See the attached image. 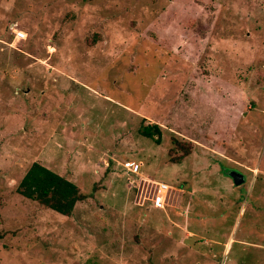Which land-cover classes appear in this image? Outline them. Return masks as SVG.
I'll return each instance as SVG.
<instances>
[{"label": "rangeland", "instance_id": "obj_1", "mask_svg": "<svg viewBox=\"0 0 264 264\" xmlns=\"http://www.w3.org/2000/svg\"><path fill=\"white\" fill-rule=\"evenodd\" d=\"M0 264H264V0H0Z\"/></svg>", "mask_w": 264, "mask_h": 264}, {"label": "trees", "instance_id": "obj_2", "mask_svg": "<svg viewBox=\"0 0 264 264\" xmlns=\"http://www.w3.org/2000/svg\"><path fill=\"white\" fill-rule=\"evenodd\" d=\"M141 134L148 138H155L161 143L162 127L158 124H142ZM174 149L183 150L175 160L181 163L191 154L190 147L174 138ZM17 191L26 198L38 201L42 206L52 209L60 214L71 216L76 204L87 198L80 187L67 176L60 174L41 162H33L21 179Z\"/></svg>", "mask_w": 264, "mask_h": 264}, {"label": "built area", "instance_id": "obj_3", "mask_svg": "<svg viewBox=\"0 0 264 264\" xmlns=\"http://www.w3.org/2000/svg\"><path fill=\"white\" fill-rule=\"evenodd\" d=\"M25 36V33L23 31L19 32L17 37H24ZM133 165H136V164H133ZM136 169H138V165H136L135 167ZM168 189V186L166 184H163L162 187L159 189V194L157 196V199H156V206L158 207H163L164 206V200H165V197H164V192H166V190Z\"/></svg>", "mask_w": 264, "mask_h": 264}, {"label": "water", "instance_id": "obj_4", "mask_svg": "<svg viewBox=\"0 0 264 264\" xmlns=\"http://www.w3.org/2000/svg\"><path fill=\"white\" fill-rule=\"evenodd\" d=\"M230 175L233 177L235 183L237 184H242L245 181L244 175L238 171H232Z\"/></svg>", "mask_w": 264, "mask_h": 264}, {"label": "crops", "instance_id": "obj_5", "mask_svg": "<svg viewBox=\"0 0 264 264\" xmlns=\"http://www.w3.org/2000/svg\"><path fill=\"white\" fill-rule=\"evenodd\" d=\"M232 241H233L232 236H229L228 242L226 243V252H228L230 250Z\"/></svg>", "mask_w": 264, "mask_h": 264}, {"label": "bare ground", "instance_id": "obj_6", "mask_svg": "<svg viewBox=\"0 0 264 264\" xmlns=\"http://www.w3.org/2000/svg\"><path fill=\"white\" fill-rule=\"evenodd\" d=\"M20 38V37H19ZM142 190V189H141Z\"/></svg>", "mask_w": 264, "mask_h": 264}]
</instances>
